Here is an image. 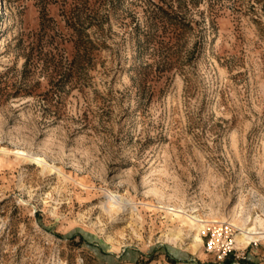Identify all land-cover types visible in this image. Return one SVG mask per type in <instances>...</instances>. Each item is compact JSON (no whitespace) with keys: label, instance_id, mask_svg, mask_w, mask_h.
Instances as JSON below:
<instances>
[{"label":"rangeland","instance_id":"rangeland-1","mask_svg":"<svg viewBox=\"0 0 264 264\" xmlns=\"http://www.w3.org/2000/svg\"><path fill=\"white\" fill-rule=\"evenodd\" d=\"M0 4V264H264V0Z\"/></svg>","mask_w":264,"mask_h":264},{"label":"bare ground","instance_id":"bare-ground-1","mask_svg":"<svg viewBox=\"0 0 264 264\" xmlns=\"http://www.w3.org/2000/svg\"><path fill=\"white\" fill-rule=\"evenodd\" d=\"M18 154H24V153L18 152ZM121 200H123V199L121 198ZM118 202H120V201H118ZM113 205L111 203L108 205L110 207V210L113 209L112 212L115 211L114 210L115 208L112 207ZM118 207H119V205H118ZM237 208H238V204H236L232 208V219L231 220L234 222L231 225L234 226L235 224H237L238 226H240V228H239L240 233H238L236 236V240L238 241V243H240L242 245H247L253 240H258V239L264 237V219H263V217L261 218L258 216V217L254 218L253 216H251V214H248L247 218H244V217L242 218V217H240V215H238V209ZM171 209H172V211L173 210L175 211V212H173V215H175V217L180 219V221L183 223V225H185L190 230L194 231L192 245L195 246V248H197L203 241V238L200 234V231L204 227H206V224H204L205 220L199 218L197 215L193 216V215L187 214L182 206H178V208H171ZM118 210L119 209H117V211ZM175 217L173 219H175ZM238 220H240V222H239L240 224H238V222H237ZM217 221L218 220H214V222H217ZM180 234H181L180 231H178V232L177 231H171L170 233L164 235L163 238L167 241L173 242L174 244H182V238H181ZM179 246H181V245H179Z\"/></svg>","mask_w":264,"mask_h":264}]
</instances>
